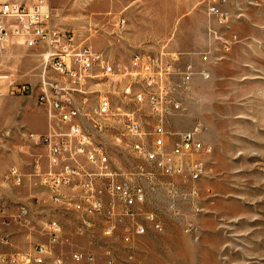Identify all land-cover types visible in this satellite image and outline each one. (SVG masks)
Listing matches in <instances>:
<instances>
[{"label":"rangeland","instance_id":"obj_1","mask_svg":"<svg viewBox=\"0 0 264 264\" xmlns=\"http://www.w3.org/2000/svg\"><path fill=\"white\" fill-rule=\"evenodd\" d=\"M51 5L61 25L74 29L80 39L91 34L96 48L121 60L135 50L158 51L165 45L188 53L185 60L197 67L209 68L211 77H195L187 110L172 122L179 130L196 122L206 126L202 138L211 148L209 174L194 181L158 172L128 176L145 186L146 207L164 224L161 232L151 229L135 238L130 260L120 238L106 242L77 235L72 213L56 209L46 190L3 183L14 163L31 170L36 148L26 146L21 152L19 147L28 132H45L48 125L36 96L37 51L5 43L0 46V197L10 216L21 204L28 205L33 226L4 224L0 213V252L24 251L45 241L44 222L57 218L73 234L72 244L61 247L71 264L70 247L93 250L95 264H106L107 244L115 249L116 264H264V0L228 2L232 16L223 25L208 14L207 0H51ZM119 17L126 19L124 26L117 25ZM218 34L236 37L224 56ZM203 53H208L207 61ZM11 82L28 83L34 91L12 94ZM111 149L125 171L142 163L125 146ZM192 187L198 192L192 193ZM7 232L10 244L1 239Z\"/></svg>","mask_w":264,"mask_h":264},{"label":"built area","instance_id":"obj_2","mask_svg":"<svg viewBox=\"0 0 264 264\" xmlns=\"http://www.w3.org/2000/svg\"><path fill=\"white\" fill-rule=\"evenodd\" d=\"M232 1L207 0L208 14L221 23L232 16L225 7ZM125 21L119 17L117 25L124 26ZM90 36L80 39L74 29L61 25L51 0H0V46L17 42L37 51L36 96L48 114L46 131L28 132L26 143L19 147L21 152L26 146L36 148L31 170L14 163L3 183L8 187L30 183L46 190L56 209L72 213L77 235L106 242L120 238L130 260L135 238L151 229L161 232L164 224L146 207L145 186L128 176L158 172L194 181V175L209 174L210 144L202 138L206 126L196 122L179 130L172 122L187 110L195 77L210 78L211 72L185 60L188 53L165 45L158 51L135 50L121 60L96 48ZM217 38L224 56L236 37L218 34ZM208 59L203 53L202 60ZM8 91L34 90L28 83L11 82ZM111 146H125L142 163L130 171L121 169ZM191 192L198 189L192 187ZM30 210L21 204L17 214L7 215L0 197L4 224L14 221L32 227ZM41 230L45 241L24 251H1V264H71L61 247L72 244L73 234L57 218L46 220ZM10 238L7 232L1 239L10 244ZM69 254L75 264L96 263L93 250L70 247ZM103 255L106 264H116L113 245L107 244Z\"/></svg>","mask_w":264,"mask_h":264},{"label":"bare ground","instance_id":"obj_3","mask_svg":"<svg viewBox=\"0 0 264 264\" xmlns=\"http://www.w3.org/2000/svg\"><path fill=\"white\" fill-rule=\"evenodd\" d=\"M208 151H211V148L209 147ZM200 175H194V178H199Z\"/></svg>","mask_w":264,"mask_h":264},{"label":"crops","instance_id":"obj_4","mask_svg":"<svg viewBox=\"0 0 264 264\" xmlns=\"http://www.w3.org/2000/svg\"><path fill=\"white\" fill-rule=\"evenodd\" d=\"M221 24V23H220ZM221 25H223V24H221ZM35 125H37V123H35ZM48 126V125H47ZM36 128H37V126H36ZM46 129H47V127H46ZM8 251V250H7ZM9 252H11V251H9Z\"/></svg>","mask_w":264,"mask_h":264}]
</instances>
